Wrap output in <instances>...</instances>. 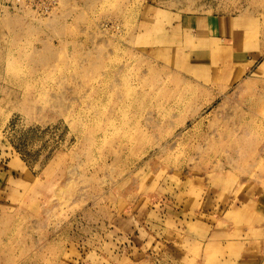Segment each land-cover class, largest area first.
<instances>
[{"label":"rangeland","instance_id":"374dc122","mask_svg":"<svg viewBox=\"0 0 264 264\" xmlns=\"http://www.w3.org/2000/svg\"><path fill=\"white\" fill-rule=\"evenodd\" d=\"M0 264H264V0H0Z\"/></svg>","mask_w":264,"mask_h":264}]
</instances>
